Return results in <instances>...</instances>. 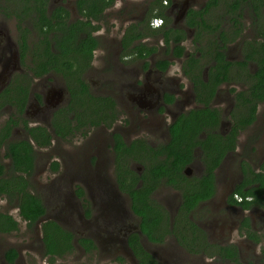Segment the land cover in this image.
<instances>
[{"label":"flooded vegetation","instance_id":"flooded-vegetation-1","mask_svg":"<svg viewBox=\"0 0 264 264\" xmlns=\"http://www.w3.org/2000/svg\"><path fill=\"white\" fill-rule=\"evenodd\" d=\"M105 1L107 0H0V94L15 78L32 79L24 118L27 117L26 115H31L37 121H44V125L30 127H45L51 134V144L54 141L69 142L76 138H85L87 135L90 137V133L93 134L98 129L104 132L103 139L99 136L89 142V150L97 156L99 150L103 149V154L110 160L107 170L110 173L108 174L110 180L100 178L97 173L92 174L89 169L88 176L86 175L87 181H91L99 188L103 196L100 195L99 200L93 203L85 197L78 198L75 193L77 185L69 189L70 201L68 195L62 190L50 187L53 200L57 199L55 202L57 208L66 211L71 218L78 216L82 226H87L93 219L99 218L97 219L99 222L93 221V226L86 227L87 230L92 228L96 235L92 233V235L75 236L93 240L97 246L96 251L100 249L101 237L115 255L127 256L132 264H137L128 244V237L131 234H137L143 249L159 261L157 253L148 246L162 243H152L142 234L139 229V218L131 211L129 196L119 189L116 169L118 153L115 150L114 136L117 135L126 145L136 140H142L152 147L169 143L170 127L178 117L204 107L202 103L197 102L193 80L184 72V69L188 70L187 61L191 57L199 62L193 71H200L201 96L205 98L212 95L208 107L217 109L221 118L224 119L219 125L220 133L224 135L229 131L231 122L228 118L237 109V98L241 95L249 97L252 77L264 58V0H113L110 5H106ZM110 16L115 25L120 27L125 24L118 35L117 28L113 29V34L109 36L105 33L108 25L106 22ZM154 19L160 20L157 27L153 25ZM191 20H194V25L190 24ZM48 23L53 26L52 30H49L46 25ZM71 24L74 25V31H70ZM41 27H43L42 31ZM81 30L90 31L98 41V46L92 50L91 56L84 48L79 47L77 36H86ZM43 32L47 33L49 41L57 37L61 42L63 38L70 37L66 35V32H72L71 35L76 36L75 41L64 42L66 51L61 50L63 59L71 56L78 57L77 63L75 61L72 63L71 71L66 61H63L61 65L58 63L59 70L50 69L40 76H35L30 71V67L39 63V58L31 55L30 50L39 47L40 55L46 46L41 34ZM166 32L169 33L170 38L168 43L165 41ZM21 33H25V46ZM177 35L183 36L180 45L184 47V51L180 57L174 56V44L171 41V38ZM189 37H191V46L194 48L193 53H190L183 45ZM50 49L54 51L52 42ZM97 50H100L101 55L99 54V66L96 67L94 62ZM56 53L60 54V51ZM157 57L162 59L156 60ZM173 59H182L178 76L170 73ZM160 61L168 63L164 70L157 67ZM226 63L229 64L228 67ZM224 75L227 76V80L216 83ZM91 76H96L98 85H94L90 79ZM184 80L188 82V85L182 88L180 83ZM81 81L87 85V92L90 95L113 99L115 117L109 122V127L101 123L99 126H91L88 129L81 128L73 136L68 134L70 132H67L64 138L56 136L51 125L56 113L57 126L59 122L66 119L72 121L70 129L73 130L74 126L80 122L82 124L86 122V125L91 123L90 119L93 118L91 110L83 112L78 107L76 121L72 120L75 117V113L71 114L72 110L69 114L71 91L79 93L84 88ZM222 90L225 91V101L228 103L227 114L214 105ZM262 104L264 102L257 105L255 121L239 131L235 149L229 152L214 170L212 197L198 202L195 208L189 211L188 219L204 232L205 240L214 247L207 251L206 247L198 244L199 251L194 253L180 245L174 235H167L164 241L170 238L173 242L172 247L166 250L170 257H173L171 264H178L180 255L193 257L203 255L235 264L222 257L228 250L234 248L242 264L249 263L240 259L249 256L250 253L252 259L258 257L259 253L261 255L260 260L252 262L253 264L263 260V249L261 251L259 249V253L255 250L264 242V195L247 198L252 205L246 209L241 207V204L233 202V200L242 202L239 195L234 194L232 197L237 184H240L244 177L241 171L242 162L248 167L246 175L250 179L253 178L250 171L264 174L262 168L264 116L258 115L259 106ZM240 109L243 110L245 107L240 106ZM83 129L86 131L84 132ZM246 131L249 132L242 140V134ZM202 135L201 133L199 137ZM154 138L156 142L152 141ZM192 156V162L183 170V174L188 178L201 176L204 169L200 161L199 147H193ZM234 162L239 169L238 178L231 168L235 165H233ZM135 165L138 168L135 169L136 172L141 174L143 167L140 164L135 163ZM133 166L134 163L130 166L131 169ZM194 166L195 171L191 169ZM59 171L60 169L53 173ZM67 185L68 188L71 187V178L68 179ZM253 186L259 191V184H253ZM105 187L106 189L103 190L102 188ZM162 187L176 195L174 199L168 198L166 202L169 204H166L167 207L164 206L169 212L172 225L174 215L178 213L181 205V195L178 190L170 186L163 185L158 189ZM244 189H250V187ZM122 196L128 200L127 210L121 205L123 202L118 203V198ZM256 196L259 195L256 194ZM85 204H88L91 209L89 217H86ZM97 205H99L98 210ZM126 214L131 219L136 218V224L128 225ZM42 218L46 219L45 221L58 222L55 218H46L45 215ZM245 220L248 221V226L243 224ZM42 223L38 225L37 222L33 229L36 231V236L39 235L44 251L41 241ZM63 228L70 231L69 228L64 226ZM187 231L190 234V231ZM99 233L104 234L105 237L103 238ZM249 235H256L261 241L255 242ZM75 246L85 252L77 243ZM14 249L18 255L12 264H26L19 253L20 248L14 246ZM96 251H92L91 254ZM45 258L48 263V257L45 256ZM57 259L63 258L55 260ZM4 263L9 264L5 261Z\"/></svg>","mask_w":264,"mask_h":264},{"label":"trees","instance_id":"trees-1","mask_svg":"<svg viewBox=\"0 0 264 264\" xmlns=\"http://www.w3.org/2000/svg\"><path fill=\"white\" fill-rule=\"evenodd\" d=\"M112 2L113 0H107L105 4L110 5ZM193 22L194 20H191L190 24L194 25ZM46 25L49 30H52L53 26L51 24ZM73 26L70 25V31H74ZM40 29L42 31L43 27ZM81 31L83 32V30ZM83 33L86 36H77L79 47L84 48L86 53L88 52L87 54L91 56L92 50L98 46V41L91 35L90 31ZM24 34L21 33L25 46ZM41 34H43L42 37L46 46L40 55L38 52L39 47L30 50L31 55L39 58V63L30 67V71L35 76H40L50 69L59 70L57 65L58 63L61 65L63 61L69 64L71 71L72 63L74 61L77 63L78 57L71 56L63 59L61 50L66 51L64 42L66 40L73 42L76 40V36H72V32H66V35L70 37H65L60 42L57 37H53L52 41H49L47 33L43 32ZM168 35L169 33L166 32V43L170 40ZM182 39L183 36L181 35L171 38L174 44L173 54L175 57H180L184 51V47L180 45ZM51 42L54 51L50 49ZM125 44L127 45V43ZM58 51H60V54L56 53ZM146 52L149 51L146 50ZM187 62L188 70L184 69V72L193 80L197 102L202 103L204 107L192 110L187 114H181L178 117L170 127L171 139L168 144L152 147L142 140H136L130 145H126L119 140L117 135L114 136V140L116 142L115 150L118 153L116 155V169L118 171L119 189L129 196L131 211L139 218V229L142 234L152 243H163L165 236L172 234L180 245L191 252L197 253L199 251L198 244H202L206 247V250L214 246L205 240L204 232L200 231L188 219L189 211L194 209L198 202L212 197L214 193V170L221 164L226 155L235 149L236 137L239 131L244 130L256 119L257 105L264 102V58L252 77L249 97L241 95L237 98V109L228 118L231 127L224 135L219 131L220 122L224 119L221 118L217 109L208 107L212 95L203 98L199 92L202 86L200 71H193L198 66V60L191 57ZM167 65L166 61L157 63V67L161 70H164ZM226 66L228 67L229 64L226 63ZM223 80H227V76L224 75L216 83ZM30 83H32V79L19 80L15 78L0 94V109L9 107L12 110L8 119L0 127V150H4V157L7 159V163L0 161V198L5 199L11 205H16L18 215L25 222L28 229L34 228L35 224L46 214V208L40 196L33 191L31 179L35 171L36 148L43 149L50 146L52 139L51 134L45 127H30L24 118V110L30 94ZM80 83L84 88L79 93L71 91L69 114L72 110L71 114L75 113L72 120L76 121L77 108L79 107L83 112L91 110L93 118L90 119V124L86 125V122L83 124L80 122L77 126H74L73 130L70 129L72 121L66 119L67 117L65 118L66 121L59 122L57 126L55 124L56 113L54 122L52 121L51 125L55 135L61 138H64L67 132H70L68 134L73 136L81 128L88 129L91 126H99L101 123L109 127V122L115 117L116 110L113 99L90 95L87 92V85L83 81ZM36 98L39 99L40 96H36ZM240 106L245 107V109L241 110ZM18 126L24 129L27 137L20 140H11L12 132ZM201 133L203 135L199 137ZM194 146L199 147L200 161L203 163L204 169L201 176L188 178L183 174V170L193 160L192 149ZM133 163L140 164L143 167L141 174H138L135 169H131L130 166ZM59 168L60 164L58 162H52L50 167L52 172H57ZM246 168H248L246 163L242 162L241 171L244 177L241 183L237 184L232 194V197L237 194L242 198V202L236 200H233V202L241 204V207L245 209L252 205L247 198L262 197L264 195V174H256L250 171L253 176L250 179L246 175ZM262 168L264 169V164ZM253 184H259V191L254 189ZM163 185L178 190L181 195V205L178 213L174 215L172 225L168 210L154 197L155 192ZM248 186L250 189H244ZM75 193L78 198L84 197L83 189L79 186H77ZM256 194L259 196H256ZM84 208L86 217H89L91 209L88 204H85ZM243 224L248 226V221L245 220ZM17 230L18 222L11 215L0 213V234L8 235ZM187 230L190 231V234ZM249 237H253L255 242L261 241L256 235H249ZM41 241L44 247V255L48 257L49 262H53L56 258H65L71 255L76 250L75 243L87 254L97 250L93 240L85 237L76 238L71 231L64 229L55 220H47L41 224ZM128 244L137 264H161L143 249L137 234H131L128 237ZM262 253L264 255V249ZM17 255L14 248H9L4 252L3 258L6 263L12 264ZM222 257L235 264H242L239 262L235 248L228 250ZM118 261L123 262V259L118 258ZM258 264H264V257Z\"/></svg>","mask_w":264,"mask_h":264},{"label":"rangeland","instance_id":"rangeland-1","mask_svg":"<svg viewBox=\"0 0 264 264\" xmlns=\"http://www.w3.org/2000/svg\"><path fill=\"white\" fill-rule=\"evenodd\" d=\"M136 1V0H135ZM111 15V14H110ZM108 25L106 26V35L109 36L110 34H113V29L117 28V35L121 33V30L125 26L123 24L119 27V25H115L113 19L110 18L107 19L106 22ZM191 37L187 41L184 42L185 48L190 52L193 53L194 48H192L190 43ZM104 52V51H103ZM100 50H97L96 58H95V66H99L100 63ZM162 59L161 57H157L156 60ZM181 61L182 59H173L172 66L170 73L174 76H178L181 71ZM90 79L94 82V85H98L96 76H91ZM182 88L188 85V82L184 80L182 83H180ZM230 88V87H228ZM226 90V88H224ZM222 90L218 96V98L215 100L214 105L217 106L221 111H224V113L227 114L228 110V103L225 101V91ZM224 91V92H223ZM31 110V109H29ZM263 111V112H262ZM11 110L10 108L4 107L0 109V127L4 124V122L8 119L10 116ZM264 104L259 106V116H264ZM225 115V114H224ZM25 117L27 124L29 126H35V125H44V121H37L33 118L31 115H26ZM255 127V126H253ZM225 127L223 130L225 131ZM249 131H246L242 134V140L243 138H246L245 135ZM100 129L95 130V132L92 134L90 133V137L87 135L85 138H76L73 140H69V142H62L59 143L57 141H54L50 146L45 147L43 149L36 148V160H35V171L32 176V182H33V191L38 194L46 208V218H55L59 223H61L64 227L69 228L70 231L75 235H92L94 233L91 229H86L90 226H93V221H96L99 219L98 217L93 219L92 222L88 223L87 226L80 222L78 219V216L76 218H71L68 213L63 209L57 208L56 200H53L52 193L50 191V187L57 188L58 190H62L64 194H67L70 201V195L71 188L75 186H80L84 190V197L87 198L89 201L93 203V201H98L101 195V192L99 191V188H97L91 181H87V173L88 169L90 172L99 174L100 178H103L104 180L110 177L108 174H110L107 170L109 169V162L110 160L106 155L103 154L102 151L99 150V155L92 153L89 150V142L92 139H96L99 136L103 139L105 134ZM91 136H93L91 138ZM139 136V135H137ZM27 137V134L25 133L24 129L21 126H18L14 133L11 136V140H20ZM136 137V136H135ZM154 138L152 141L156 142ZM158 140V139H157ZM232 160V158H231ZM0 161L3 163H7V159L4 157V150H0ZM58 162L60 164V171L58 173H53L50 170L52 162ZM90 162V163H89ZM231 162V161H230ZM91 164V165H90ZM235 164V165H234ZM231 166V163H229ZM232 171L236 173L237 178L239 176V169L236 166V162L233 163ZM133 169H138L137 166L134 164ZM195 171V166L192 167ZM230 171V170H228ZM101 175H100V173ZM77 173V175H76ZM193 173V171H192ZM74 175V176H73ZM87 175V176H86ZM71 178V187L68 188L67 181ZM236 178V179H237ZM103 183V182H101ZM65 184V185H64ZM61 185V188H60ZM65 186V188H64ZM103 190L106 189L102 188ZM110 190V189H109ZM69 191V192H68ZM68 192V193H67ZM220 193V191H219ZM103 196V194L101 195ZM154 197L163 203V206H166V204H169L167 199H174L176 198L175 193L169 191L166 188H160L158 189ZM68 199V200H69ZM121 203L123 208L127 210L128 200L125 197L118 198V203ZM97 210L99 209V205L96 206ZM173 207V206H170ZM95 211V208H93ZM77 212V211H76ZM0 213H6L11 215L17 222H18V230L16 232H13L8 235H2L0 234V264L4 263V252L7 251V249L13 247H19V253L23 256V260L26 262V264H48L47 260L44 256V251L41 247V242L39 239V235L36 236V231L31 228L28 229L25 222H23L19 215H18V209L15 204L11 205L9 204L5 199L0 198ZM78 213V212H77ZM76 213V215H77ZM128 217V220L126 223L128 225L130 224H136L137 219H131L128 214H126ZM98 216V215H97ZM97 222H99L97 220ZM101 223V222H100ZM37 230V229H36ZM95 234V233H94ZM100 236L103 238L105 237L104 234L99 233ZM96 235V234H95ZM94 236V235H93ZM92 236V237H93ZM99 236V235H98ZM99 236V237H100ZM241 236V235H240ZM100 249L96 251L93 254H87L85 252H82L80 249L76 248V250L69 256L63 258V259H57L51 264H132L130 260L127 258V256H123L122 254H114L112 250L107 246V243L100 237ZM98 240V241H99ZM173 242L170 240V238L166 239L161 245H152L148 246L151 250L155 251L157 253V258L159 259V263L161 264H171L170 261L173 257H170V255L167 253L166 250L170 249ZM259 249H264V242L256 247V252L259 253ZM251 255V253H250ZM246 256L245 258H241L243 262H257L260 260V253L258 257H255L252 259L251 257ZM122 258L124 261L122 263L118 262L117 259ZM180 262L178 264H229L228 262L220 261L219 259L215 257H209V256H183L180 255Z\"/></svg>","mask_w":264,"mask_h":264},{"label":"built area","instance_id":"built-area-1","mask_svg":"<svg viewBox=\"0 0 264 264\" xmlns=\"http://www.w3.org/2000/svg\"><path fill=\"white\" fill-rule=\"evenodd\" d=\"M159 22H160V20H158V19H154V20H153V25H154L155 27H157V26L159 25Z\"/></svg>","mask_w":264,"mask_h":264},{"label":"water","instance_id":"water-1","mask_svg":"<svg viewBox=\"0 0 264 264\" xmlns=\"http://www.w3.org/2000/svg\"><path fill=\"white\" fill-rule=\"evenodd\" d=\"M46 220V219H45ZM43 218L42 219H40L39 221H38V225L41 223V222H44L45 221ZM130 259H132L131 257H129Z\"/></svg>","mask_w":264,"mask_h":264}]
</instances>
